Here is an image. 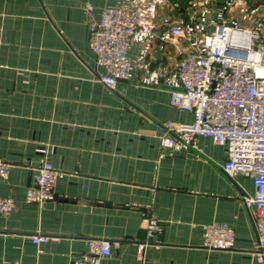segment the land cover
Segmentation results:
<instances>
[{"label":"crops","instance_id":"crops-1","mask_svg":"<svg viewBox=\"0 0 264 264\" xmlns=\"http://www.w3.org/2000/svg\"><path fill=\"white\" fill-rule=\"evenodd\" d=\"M129 1L0 0V196L14 201L0 214V264H71L89 238L119 241L96 264H262L251 178L228 177L224 148L208 136L177 150L159 138L164 122L192 118L169 104L187 41L162 40V17L204 35L250 27L251 16L263 24L264 0H141L129 56L144 67L112 90L97 80L88 30L106 6ZM43 160L60 173L54 197L26 202ZM150 217L160 229L140 250ZM210 224L232 228L231 247L202 245ZM32 234L55 238L34 244Z\"/></svg>","mask_w":264,"mask_h":264},{"label":"built area","instance_id":"built-area-1","mask_svg":"<svg viewBox=\"0 0 264 264\" xmlns=\"http://www.w3.org/2000/svg\"><path fill=\"white\" fill-rule=\"evenodd\" d=\"M141 0H130L123 7L106 6L98 20L89 25L88 45L96 63L103 69L97 80L109 89L117 82L128 80L144 61L132 62L129 56L131 38L143 19L139 10ZM250 27L230 23L220 24L212 33L198 35L185 26L162 17L160 38L169 41L183 38L187 46L179 57L176 75L179 88L169 94V104L190 111L186 122L166 121L159 138L161 149L177 150L191 145L197 135L210 137L222 146L225 160L223 172L230 178L244 175L251 178L254 192L246 204L254 216L257 246L253 255L264 264V23L257 24L249 17ZM166 66H161L157 77L163 78ZM6 173V164L0 165V175ZM60 173L48 160L35 170L33 184L26 190V202H42L54 197L53 185ZM14 201L0 196V214L10 212ZM154 217L146 224V241L159 231ZM234 232L223 225L203 226L202 245L224 249L232 246ZM32 234L31 242L43 243L54 239ZM87 253L71 264H96L99 256H107L117 240L87 239ZM16 264V263H3Z\"/></svg>","mask_w":264,"mask_h":264}]
</instances>
